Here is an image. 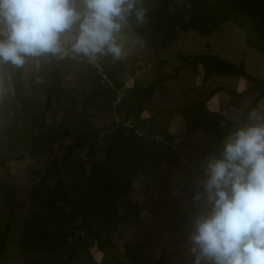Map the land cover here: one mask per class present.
Returning a JSON list of instances; mask_svg holds the SVG:
<instances>
[{
  "label": "trees",
  "instance_id": "16d2710c",
  "mask_svg": "<svg viewBox=\"0 0 264 264\" xmlns=\"http://www.w3.org/2000/svg\"><path fill=\"white\" fill-rule=\"evenodd\" d=\"M140 9L145 12L143 21L135 16ZM229 21L244 30L247 44L264 52V0H136L128 26L117 34V42L126 32L137 33L143 37L146 49L154 51L157 57L182 33L194 30L210 34ZM37 58L47 71L43 68L38 73L33 71L30 61L35 58H28L22 67L4 63L3 72H9L12 93L4 97L0 90V119L10 116L0 129V199L6 207L23 208L25 202L20 195L24 190L30 205L19 234L21 252L37 253L36 264H155L139 251L132 238H124L121 233L130 218L139 216L141 206L131 192L134 180L142 178L145 186L160 194L145 206L150 218L160 220L170 232L171 240L184 242L183 249L193 261L188 234L190 218L203 204L193 201L196 192L202 191L197 181L202 178L203 168L191 160L190 139L197 133L213 136L200 154L204 158L230 133L256 124L250 119L249 110L264 98V78L247 72L243 62L236 64L208 51L191 57L178 53L173 71L146 83L135 80L124 91V82L119 77L124 71L122 63L113 61L111 55H98L94 62L88 59L79 67L83 74L81 81L89 88L86 91L64 84L74 63L69 55ZM165 63H168L165 58L158 59V64ZM97 64L110 82L102 80ZM188 65L197 74L198 83L188 89L194 95L179 107H160L143 116L154 92L166 90L165 79L176 76ZM135 70L131 68L130 73L134 75ZM49 75L53 80L42 102L36 90ZM214 75L243 77L249 84L238 91L211 79ZM248 90L254 91V97L238 121L207 106V101L220 91L229 94V103H233ZM119 91L123 94L114 105ZM76 94L84 96L83 110L92 107L95 112L107 115L108 123L93 127L86 114L76 113L78 125L55 127L40 116L52 110L70 112L77 103ZM65 100L69 103L62 105ZM163 111L179 113L184 129L179 133L171 131V122L164 118ZM114 115L123 121L130 120L131 125L115 123ZM137 127L145 134L137 133ZM153 128L163 132L154 136ZM177 137L180 140L175 142ZM85 147L88 167L74 157ZM55 149L57 152L52 155ZM218 152L219 149L215 154ZM43 156L47 159H41ZM26 159H30L27 169L33 178L16 184L10 163ZM10 231L9 222L0 231V259ZM95 251L102 253L104 259L96 260ZM108 251L112 253L109 258ZM158 260L163 261V257Z\"/></svg>",
  "mask_w": 264,
  "mask_h": 264
},
{
  "label": "clouds",
  "instance_id": "9594fccd",
  "mask_svg": "<svg viewBox=\"0 0 264 264\" xmlns=\"http://www.w3.org/2000/svg\"><path fill=\"white\" fill-rule=\"evenodd\" d=\"M136 0H0V64L72 54L115 60L117 34ZM138 21L145 12L136 10ZM70 43V49L65 47ZM256 118L252 113L250 119ZM194 202H203L188 234L192 264H264V123L230 133L206 157Z\"/></svg>",
  "mask_w": 264,
  "mask_h": 264
},
{
  "label": "rangeland",
  "instance_id": "374dc122",
  "mask_svg": "<svg viewBox=\"0 0 264 264\" xmlns=\"http://www.w3.org/2000/svg\"><path fill=\"white\" fill-rule=\"evenodd\" d=\"M123 46V50L126 55L119 60L113 59V61H120L124 66V71L120 74L121 81L124 82L123 90L129 89L131 83L135 80L142 83L152 81L158 76L165 75L173 71V68L178 64V59L175 58L178 53L191 57L194 53L208 51L213 54H217L226 58L233 63L243 62L245 69L252 75L259 78H264V52L256 51L245 40L244 30L234 21H229L223 25L219 30H216L210 34H200L194 30H189L182 33L174 44L160 53L156 57L154 51H148L145 47V41L143 37L134 32H126L119 42ZM66 48L70 49V43L65 44ZM111 55V54H109ZM71 59L74 61L70 68V73L67 75L64 84L68 87H76L78 90L89 88L85 87L81 81L82 77L80 65H83L88 59L95 61L89 57L83 55H76L71 53ZM159 57V58H158ZM165 58L168 63L158 64V59ZM113 58V57H112ZM30 67L34 72L38 73L40 68L48 70L42 60L39 58L32 59L30 61ZM135 68V73L132 75L130 69ZM9 72H3V64H0V90L4 97H8L12 93V88L9 80ZM197 74L194 71L192 65L186 66L176 76H172L165 79L166 85L165 91L157 90L154 92L151 99L147 102L146 112L143 115L151 114L157 111L160 107H179L185 104L194 92L188 89L197 84ZM211 79L216 82H223L235 87L238 91L243 90L249 83L243 77H234L229 75H214ZM37 80H41V77L37 76ZM53 80L49 75L46 81L41 84L36 90V95L39 100L44 102L48 85ZM6 83V84H5ZM122 90V91H123ZM222 96L220 105H228L225 109L226 114L235 119L240 120L242 113L248 109L251 105L252 98L254 97V91L248 90L241 97L235 98L233 103H229L231 100L230 95L221 92ZM77 103L71 106L70 112L64 110H52L45 111L40 116L46 119V122L55 126L74 127L80 123L75 116L76 113L86 114L92 121V126H102L108 123V116L95 112L92 107L83 110V98L82 94H76ZM69 101H64L62 105H67ZM207 105L210 109L217 105V96L214 94L208 101ZM252 113L256 114V118L251 119L253 123H261V116L264 115V98H262L257 105L252 106L249 110V116ZM165 119L170 120V129L174 133H179L184 129L183 122L180 114L173 112L168 113L163 111ZM10 119V116L0 119V129ZM163 132L161 129L153 128L152 134L157 136ZM100 133L99 135H101ZM213 136L197 133L190 140L192 142L191 160L195 164H199L204 167L206 157L210 154L214 155L216 150L222 147V143L218 144L216 148L210 150L204 158L200 154L212 141ZM180 137L175 139L178 142ZM56 147L55 143L53 149ZM88 148L85 147L76 154L75 158L80 159L88 167L89 155L87 154ZM190 151V152H191ZM57 150L52 152L55 154ZM41 159H47L43 156ZM30 159L23 161H14L10 163V169L13 175H15V183L23 184L29 179L33 178V174L27 169V165ZM142 178H136L133 182V191L131 192L132 198L137 202L138 206H141L140 216L130 218L123 226L121 230L124 238H132L139 251L144 253L147 257L154 261L155 264H192V257H190L184 248V242H174L170 239V232L164 226L160 220L154 217L150 218L148 211L149 205L153 203L154 197L159 196L157 192L151 190L150 187L145 186ZM148 195H152L153 198H149ZM20 198L25 202L23 208H9L3 205L0 199V231L4 228L6 223H10L11 231L8 237V245L4 252V256L0 259V264H36L34 259L39 255L35 252L22 253L19 244V234L22 228V220L27 216L30 209V205L27 202L25 191L21 190ZM147 208V209H144ZM112 255L111 251H108L106 257ZM162 256L163 261H159L158 258ZM94 257L96 260H103L102 253L95 251Z\"/></svg>",
  "mask_w": 264,
  "mask_h": 264
},
{
  "label": "built area",
  "instance_id": "2783aa9c",
  "mask_svg": "<svg viewBox=\"0 0 264 264\" xmlns=\"http://www.w3.org/2000/svg\"><path fill=\"white\" fill-rule=\"evenodd\" d=\"M69 56H71V52L69 53ZM94 62V61H93ZM98 66V69H99V72L101 74V77H102V80L103 81H107V82H110V79L109 77L107 76V74L105 72H103L102 68L97 64ZM123 94L122 91H119L115 101L113 102V104L115 105L117 102L120 101L121 99V95ZM114 121L115 123H122V125H131V121L130 120H126V121H123L122 118L118 115H114ZM136 132L139 133L140 135H143L145 134L144 130L137 127L136 129Z\"/></svg>",
  "mask_w": 264,
  "mask_h": 264
},
{
  "label": "crops",
  "instance_id": "0c3cea01",
  "mask_svg": "<svg viewBox=\"0 0 264 264\" xmlns=\"http://www.w3.org/2000/svg\"><path fill=\"white\" fill-rule=\"evenodd\" d=\"M222 91H220V92H218V93H216L215 95L217 96V105H214V108L212 109V110H220V111H222V112H225V111H227L225 108L226 107H228V105H220L221 103H220V100H221V98H222V96H219V95H221L222 93H221ZM223 93H225V92H223ZM219 94V95H218ZM227 94V93H226ZM208 106V105H207ZM210 109V108H209ZM146 112V111H145ZM149 115V114H148ZM148 115H146V116H148ZM143 116H145V115H143ZM144 209H147V208H144ZM139 216H140V212H139Z\"/></svg>",
  "mask_w": 264,
  "mask_h": 264
}]
</instances>
